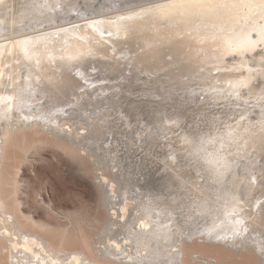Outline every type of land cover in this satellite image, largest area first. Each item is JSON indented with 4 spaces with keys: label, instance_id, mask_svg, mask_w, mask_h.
<instances>
[{
    "label": "bare ground",
    "instance_id": "obj_1",
    "mask_svg": "<svg viewBox=\"0 0 264 264\" xmlns=\"http://www.w3.org/2000/svg\"><path fill=\"white\" fill-rule=\"evenodd\" d=\"M7 1L0 0V4L8 5ZM40 1L39 6L34 3L33 13L38 10L43 18L59 17L56 7L61 8L64 0L47 1L50 3L45 4V10L46 0ZM143 2L126 9L117 8L115 17L99 13L87 19L53 24L36 36L18 35L0 40V264H264V168L252 167L259 154L232 150L246 148V144L238 140L241 127L238 132L236 129L233 133H216L218 137L211 138L213 148L208 146V151L190 155L168 152L170 160L167 154L163 156L164 164L169 167L179 159H187L185 157L206 161L197 163L196 172L201 173L195 181L192 176L191 188L187 185L189 188L184 189L187 200L180 195L184 191L181 189H177L178 194L174 189L171 193L163 188L144 190L136 182L122 185L121 165L113 164L114 172L107 165L110 151L99 142V150L107 153L101 154L86 141L101 138L110 122L107 117L111 112L108 115L107 109L91 106L96 104L95 99L120 97V93L109 94L112 88H104L108 76L104 81L92 77L96 71L101 75L112 71L110 69H115L117 66H113L118 61L104 60L103 69L107 70H94V67L90 71L84 66V62L90 63L99 56L113 60L115 55L124 53L123 58L129 56L134 64L129 74L124 71L120 75L122 80L118 86L137 75L134 74L137 67L149 74L163 72L171 81L190 74L192 77L199 71L192 68H198L203 62L208 64L214 58L222 64L225 62L223 55L242 50L247 53L256 49L259 42L264 44V0ZM60 8L64 13V8ZM76 8L75 5L70 11ZM9 15L0 14V32L6 30L5 25L11 21ZM26 16L27 12L22 11V15L13 19L19 24L26 23ZM124 44L127 52H122ZM17 51L22 52L18 59L14 54ZM168 55L172 56L171 60L166 58ZM256 61L254 64H258ZM75 62L77 70H71ZM172 65H177L179 70L169 68ZM168 68L171 70H166ZM220 69L223 67H219V72ZM221 76L220 73L214 77ZM238 79H230L229 88H242L244 81ZM111 81L108 86L115 85ZM215 88L216 91L207 97L217 98L224 91ZM180 119L175 118L179 124ZM253 133L264 142L263 125ZM48 146L80 159L82 166L91 165L89 170L94 174L99 192L96 210L86 207V210L78 208L75 211L56 209L53 201L47 202L44 198L41 185L33 188L26 181L28 178L24 180V167L32 168L36 161L43 159L46 155L42 150ZM243 157L252 160L251 167L240 168ZM178 175L180 177V173ZM187 178H180L181 183H189ZM243 181L244 186L241 185ZM29 197L39 205L43 203L50 218L38 217L32 207L27 209ZM220 255L230 256L229 259L236 263L226 262Z\"/></svg>",
    "mask_w": 264,
    "mask_h": 264
},
{
    "label": "rangeland",
    "instance_id": "obj_2",
    "mask_svg": "<svg viewBox=\"0 0 264 264\" xmlns=\"http://www.w3.org/2000/svg\"><path fill=\"white\" fill-rule=\"evenodd\" d=\"M36 1L37 0H15V1L8 0L7 1L8 5L5 2L6 3L5 5L7 7L3 4H0V7L2 5V8H0V10L4 11L6 15L10 14L9 15L10 17L7 16L10 19L11 18L13 19L14 17L18 18L20 15H22V11L27 12V16L25 18L26 23H24L23 21V23L19 24L18 22H15L14 19L13 20L11 19V21H9L5 25L6 30H2L0 32V34L3 35V36H0V40L6 39L8 37L18 36V35L28 36L30 34V35L36 36V35H39L42 31L45 32L43 29L48 28L52 26L53 24L54 25L56 23L65 24L69 21H74L77 18L87 19L99 13L100 14L105 13L109 15L112 14L111 16H107L109 18L115 17L116 15L114 14L115 13L114 11L117 8L126 9L127 7L129 8L131 6H134V5H137L143 2V0H64L63 2L60 0L62 2L61 8H64L65 10L64 13L69 11L70 14H67V13L64 14L63 12H61L63 9H61L60 6H57L56 7V9L58 10L57 12H58V15L59 14L60 15L59 17H57V19H51L48 17L46 18L41 17V14L38 12V10H34V13H33L32 10L34 9L33 6H35L34 3H36L37 6H39L41 2L40 0H38L39 2H36ZM47 1H50V0H46V2H44L43 7L46 6L45 4L48 5L50 3V2L48 3ZM51 1L55 3V0H51ZM11 2H12V5H11ZM145 2H149V0H146V1L144 0L143 3ZM75 5L77 7L76 11H73V12L70 11V9L75 8ZM45 8L46 7H44V10ZM59 8L61 9V11H59ZM47 9L49 10V12L53 11V10H50V8H47ZM4 12H0V14L1 13L4 14ZM28 14L30 15L29 17H28ZM34 15H36V17H34ZM258 44L259 45L256 46V49L252 48L253 50L251 49L248 50V52L250 53H248L247 51H244L247 53H243V50H242V52L232 51L231 53H228L227 55H223L225 62L222 64L218 63L214 58L213 59L216 62V64L215 62H213V59L212 61L210 60L211 63L213 62L212 64L210 62H208V64L206 62H203V64H201V66H199L198 68L197 67L192 68L196 72L199 70L198 71L199 73L197 72L198 74L197 73L193 74L196 77H194L193 75L191 77L190 76L191 74H190L188 77H184L180 80L177 78L176 81L168 80L169 77L165 76L163 72H161L160 74L159 73L149 74L146 71L143 72L144 69H142V67L140 68L137 67V68H134V74L136 73L137 75H133L132 76L133 78H131V80L128 83L126 82V80H124L126 82L124 83L126 84V86L124 84H121L118 86V83L122 80L120 75H122L125 72L126 74H129V70L134 64V61L130 60L129 56L123 58L125 56L124 53H121L119 54V56H117L115 55V52H113L115 55V59L112 58L113 60H111V58H103L99 56L100 58L99 57L94 58L93 60L90 61V63L89 61L84 62L85 63L84 66L86 67V70L93 71L92 68L94 67H96V69L94 68V70L103 69L105 64L102 62L104 60L108 59L113 62L118 61L116 63L117 65L113 66V68L117 66L115 69H118V70L110 69L112 71L107 72L108 74L102 73V75H101V72L96 71L95 75L92 78L95 79L97 76L98 78L96 79H100V81H104L103 78H106L108 76V79H107V82L105 83L104 88L105 89L112 88L111 91L109 92L110 95H112L111 93L113 92L116 94L120 93L119 99L117 97L105 99L103 96H101L100 97L101 100L95 99L96 102L94 100L96 104L91 105V106H97L98 108L105 109V110L107 109L108 115L111 112V115L107 117L110 120V122L108 126L106 127L105 132L101 136V138L95 137L93 139H87L86 141L92 145V148L94 150L100 153L101 152L104 153V151L99 150V145H98L99 142L103 143L105 148L110 151L111 154L108 157V159H106L107 165L110 167V169H112L113 164L121 165L120 172L123 174L121 178V181L123 182V183L121 182L122 185L123 184L127 185V183L129 182H134V183L136 182L144 190L157 191L163 188L165 192L171 193L173 191H177V193L179 194L180 191H183L184 189L189 188L187 185H189L191 188V185H192L191 182L195 181L194 179H196L197 175L201 173V172H198V173L196 172L197 169H199L197 167V163L202 162V161L204 162L205 160L202 158H198L201 160L194 159L193 161V159H189L188 157H185L187 159L182 158V160L179 159L178 163L174 162L177 167L176 168L175 165L170 166V167L168 165H165L164 161H166V159H163V156L167 154L166 156L170 160L171 157H169V153L170 154L174 153V151H176L175 153H178V154H188V155L193 154L194 152L197 153L196 151H201V152L208 151L209 149L208 146L213 144L212 142H210L211 138L218 137L216 133H219V132L220 133L221 132L222 133L223 132L233 133L236 131V129L238 132L239 131L238 128L240 127L242 130V134L238 140L241 143H245L246 148L242 150V149H235L234 147L232 150L234 151V153L240 152V153H248V154H254V153L259 154L260 157L254 162L255 165H253L252 167L259 166V167L264 168V142L260 141L259 137L258 138L256 137L257 133L256 134L253 133V130L255 128L260 127L262 125L264 126L263 124L264 122V115H263L264 114V44L261 42H259ZM123 46H125V44L122 45V47ZM126 47L127 45L122 48V52L128 51L127 49H125ZM14 54L16 58L18 59V54H22V52L17 51ZM170 57L172 56L168 55L166 58L167 59L169 58L168 60H171ZM230 59H233V60H230ZM255 60H257L256 62L258 64L256 63L254 64ZM121 62L123 63L121 64ZM77 64L75 62L74 66L71 67V70H77L76 69ZM123 64L124 66H122ZM125 64L127 66L129 64V66L127 67ZM120 66L122 68H118ZM214 67L216 68L217 71L215 70ZM219 67H223V69H220V72H219ZM169 68H171L172 70H179V69H176L177 65H172ZM169 68L166 70H171ZM225 68L226 69L229 68V69H227L226 71ZM103 70H107V69H103ZM119 70H123V71H119ZM210 70H211V73H209ZM220 73L222 75L221 77H214ZM199 74L201 76H198ZM231 75H235V76L240 75V77L238 78L242 79L240 80L241 82L244 81L242 88H240V86L234 87L233 89L229 88L231 84V82L229 81L230 79L239 80L237 77H234ZM109 79L113 80L110 83H115V85L108 86V83L110 81ZM153 79H154V82H153ZM166 79L168 81H166ZM253 79H256V81L255 80L253 81ZM247 82L249 84L246 87L245 85H247L246 84ZM211 85L214 88L220 87V89L224 91H222V93H220V95H218L217 98L207 97L209 93L212 94L214 93V91H216L215 90L216 88L211 89L212 88ZM249 87H251L253 91L251 89L249 90ZM237 88L240 91L238 92L235 91ZM209 90H212V92ZM247 90H249V92ZM247 92L249 94H247ZM241 96L243 97L241 98ZM152 107L154 109H152ZM100 109L96 111H99ZM122 111H124L123 114H121ZM243 113H245V115H243ZM177 117L181 118L180 119L181 124L176 122L175 118ZM169 118L173 120L168 121ZM233 126H235V128ZM166 127H170V128L167 129ZM210 133L211 134L213 133V134L211 135ZM188 138L190 140L185 141ZM104 140H106L105 143H104ZM203 142L206 144L204 145ZM195 143H197V145ZM201 145H203V147H200ZM212 146L213 145H211V147ZM58 149H55L52 146L50 147L48 146V149L46 148L45 150H42V152H44V156L46 155L45 157H43V159L36 161L34 166H32V168H30L31 166L24 167V175H23L24 180L28 178V180L26 181L30 182L33 188L35 187L39 188V186L41 185V187H43L42 193H43L44 198L47 199L46 200L47 202L53 201V203H55L54 207L56 209L58 208L60 210H63L65 208L64 210L66 211H70V210L75 211V209L79 210L81 208L83 209L84 207H86L88 210L92 208L91 211H93L97 204L96 201L99 197V194H98L99 192L97 190V186H95L96 182L93 180L94 174H92L93 172L90 173V170H89L91 165L83 164L84 166L83 167L82 162H79L81 161L80 159L79 161L77 160L78 158L73 159L72 156L70 157L69 156L70 154L68 155L67 153V155L69 156L68 157L65 151L64 152L61 151L62 149L58 151ZM179 149H181V151H179ZM214 149L216 151L219 150L216 148ZM104 154H107V153H104ZM191 160L192 162H189ZM241 160L242 161L239 164L241 169L245 167L246 168L251 167L252 165L251 159H247L243 157L241 158ZM186 161L188 163H186ZM160 162H163V163H160ZM194 162L196 166H193ZM204 163H206V161ZM180 166L182 167L180 168ZM203 168L209 171V168L205 166H203ZM169 170H171V172ZM167 171H169L170 173ZM112 172H114L113 169H112ZM177 172L180 173V177ZM164 173H166V175H164ZM153 174L155 176H153ZM187 174H188V177L190 175L191 176L187 178ZM114 176L116 178L117 174H114ZM156 176L157 177L159 176V178H156ZM165 176L167 178L171 176L172 178L165 179ZM192 176H193V179L192 181H190ZM174 177L175 178L177 177V178L175 179ZM182 177H186L187 180H189L190 184L187 181H185V185L184 183H181L182 181L180 178ZM164 179L167 180V182L164 181ZM173 180H174V183H173ZM163 182L165 183V185H163L164 184ZM134 183H130V184L133 185ZM166 183L168 185H166ZM179 185L181 187H179ZM241 185L244 186L245 181H243ZM177 189L178 190L181 189V190L178 191ZM185 191L187 190H184L182 194L180 193V195L182 196ZM183 196L182 198L184 199L185 197V200H187L186 196L184 197ZM28 202L29 204L26 205L27 209L32 207V210H34L35 214L38 217H41L44 219L50 218L48 215L49 210L48 208H46V206H44L43 203L42 205H39V203L37 204V201L34 200L33 197H29ZM86 208H84V210H86ZM220 257L224 259V261L226 262L230 261L231 263H236L235 261H232L229 259L230 256L220 255ZM246 259H249V257H247Z\"/></svg>",
    "mask_w": 264,
    "mask_h": 264
}]
</instances>
